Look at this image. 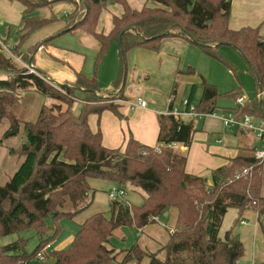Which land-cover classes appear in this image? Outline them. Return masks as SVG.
Segmentation results:
<instances>
[{
	"label": "trees",
	"instance_id": "trees-1",
	"mask_svg": "<svg viewBox=\"0 0 264 264\" xmlns=\"http://www.w3.org/2000/svg\"><path fill=\"white\" fill-rule=\"evenodd\" d=\"M5 1L22 7L19 42L11 51L21 61L32 62L39 47L57 35L78 30L97 43V61L115 44L120 69L110 89L104 91L98 88L95 77L88 78L81 71L75 73L73 81L53 86L45 76L27 73L18 67L0 46V72L5 75L0 78V125L5 134L21 130L23 136L21 143L8 149L10 154L22 158V162L10 179L0 185V237L31 229L38 238V245L30 254L25 252L26 241L22 239L0 246V264H43L36 257L47 245L44 259L53 260V264H110L118 254L108 247L116 229L130 225L141 231L154 224V218L170 210L175 212V222L167 231L165 244L151 252L136 241L125 251L122 264L131 261L136 264H238L243 245L232 228L221 232V226L229 208L236 209L238 214L253 210L264 215V196L260 194L264 188V163L258 164L255 160L254 147L230 159L228 166L213 170L211 184L206 187L204 177L185 172L186 157L174 147H166L167 144L189 146L195 133L193 123L174 119L171 106L167 115L159 117L156 147L130 138L122 149L107 148L102 144L100 130L90 128L88 117L104 111L119 116L117 105L107 99L114 102L122 96L119 89L126 78L127 52L132 49L156 52L164 37H181L194 40L207 56L222 63L227 61L217 49L222 44L231 46L244 59L255 81L254 96L242 105L235 103L240 89L219 94L216 87L202 81L199 101L193 105L195 112L211 115L225 111L237 119L250 115L257 121L264 120V99H258L264 92V34H261L264 22L256 27L231 29V0H145L137 9L130 7L127 0H71L74 10L59 20L50 8L60 0ZM108 2L119 6L120 14L111 17L110 29L103 33L97 31V25ZM42 9H47L49 15L35 14ZM62 20L65 26L56 35L19 52L30 34ZM2 44L5 45L4 41ZM186 72L194 73L192 68ZM175 88L174 84L171 95L175 94ZM29 90L52 100L49 106L40 108L35 122L21 121L13 113L21 94ZM76 91L83 97H77ZM184 101L187 111L192 103L188 99ZM225 101L232 104L224 106ZM74 102L81 105L77 114L71 109ZM250 167L251 176L234 179L238 172ZM88 179L108 181L122 190L130 184L142 190L146 198L139 207L110 200L109 216L101 213L90 216L79 226L67 248L51 251V243L60 231L58 222L64 218L72 220L91 204ZM66 204L70 210L62 211ZM260 226L264 232V223Z\"/></svg>",
	"mask_w": 264,
	"mask_h": 264
},
{
	"label": "rangeland",
	"instance_id": "rangeland-1",
	"mask_svg": "<svg viewBox=\"0 0 264 264\" xmlns=\"http://www.w3.org/2000/svg\"><path fill=\"white\" fill-rule=\"evenodd\" d=\"M72 2L70 1H60L55 3L52 6V11L54 16H58L57 19L65 17L67 15L68 9L66 6L70 5ZM63 5L65 9L63 10L60 8V6ZM51 9V8H50ZM115 12H119V7L116 4L109 3L105 7V10L102 14V25L106 28L107 22L109 23L110 18L115 15ZM20 13L21 8L20 4L16 2H6L4 0H0V39H2L7 46L9 50L16 49L19 38H18V31L20 29ZM37 15L41 16H48L49 11L47 9L37 10L35 12ZM63 22V24H61ZM64 21H58L53 22L52 24L46 26L47 28H50L49 31H47V35L44 37V39L51 38L52 36L56 35L57 32L64 27ZM43 29V28H42ZM36 32L30 34L25 40L24 44L21 45V48L19 49V52H24L27 47L30 45H34L37 41L34 39V36ZM1 40V41H2ZM41 40V39H40ZM79 37H77L75 34H62L55 36L54 39L49 41L48 47L58 49L61 54H59L58 59H62L60 57L61 55L65 57L66 60H69L70 62L73 61H79L80 59L83 61V69L82 73L85 74L88 78H93L99 76L100 83L103 81H109L107 89H110V81L111 77L113 78L118 74L120 69V59L118 55V48L115 44L111 45L109 49L106 51L105 55L103 56V60L97 61L98 52L96 50L86 49L82 44L79 42ZM2 41V42H3ZM68 50H64V49ZM197 54L195 53L191 57V62L189 63V66L192 67L194 71V76L191 78H196L197 82H199V78L197 77V74L202 75L203 79L207 84L213 85L216 87L219 94H225L227 92H230L234 89H239V85L242 87L240 88V91H243V94L245 93L247 96V99H250L254 96V78L249 73L246 63L244 59L239 55V53L234 49L231 48V46H220L217 49V52L219 55L224 58L228 63H222L221 61L211 58L207 56L201 49L197 50ZM128 53V52H127ZM125 55V69L127 72V69L132 66V62H136L134 56H129V53ZM53 56V55H52ZM48 57V56H47ZM130 57V58H128ZM190 57H188L189 59ZM14 60V59H13ZM81 61V62H82ZM128 62V65L126 67V63ZM18 63V62H17ZM27 64L24 61H21V64L18 63V67H22L24 70L26 68L22 65ZM60 64V63H59ZM28 65V64H27ZM61 65V64H60ZM70 68L74 69V67L69 66ZM99 67V68H98ZM188 69V68H187ZM186 69V70H187ZM137 68L135 65L131 67L130 74H129V81L126 83L124 87V94L125 96L130 95V93H133L134 95H143V93L146 91L147 94L150 95L156 94L161 99H164V102L167 101V97L169 92L164 93L162 92L163 87L158 88L157 82L154 80V78L146 79L143 75H138L136 72ZM231 70L232 74H229L228 72ZM96 74V76H95ZM192 74V75H193ZM130 75L136 76L133 80L131 79ZM4 73L0 72V78H4ZM96 79V78H95ZM53 80V79H50ZM132 80V81H131ZM98 81L96 80V83ZM163 86V85H162ZM231 88H234L231 90ZM197 89H200V87H197ZM103 91V89H100ZM77 97H83V94L79 91H76ZM157 98V101L160 99ZM103 100V99H102ZM118 100V99H114ZM113 99H107V102H112ZM196 101H199V98L197 96ZM131 102H136V100H132ZM52 103V100H50L47 97L42 96L41 94H38L37 92L33 90L26 91L21 94V100L20 103L13 108V113L15 117L21 121L26 122H35L39 113V110L42 106H49ZM167 103V102H166ZM81 108V105L77 102H74V104L71 106V109L74 113H78ZM103 115L100 116V121L97 123V116H94L91 114L88 117V123L92 128H96V126L99 124L101 133L104 134L103 143L105 141V138L109 135V132L112 131L114 124H112L111 119L118 120V116L113 114L110 111H104L102 113ZM198 118L193 119V127L196 132H200V127H198ZM231 129V128H226ZM11 131V130H10ZM9 131V132H10ZM127 131V130H126ZM9 132L5 134V130L1 128L0 125V139H3L0 149H3L5 151V155L0 158V185L7 182L14 171L17 169L18 165L20 164L21 160L17 161V157H13L9 155L8 149L10 147H14L17 144L21 143L23 136L22 131L20 130L18 133L9 135ZM213 133V132H212ZM220 138H228L227 132L223 130V125L221 124V131H218ZM212 134L209 133L208 136L213 138L211 136ZM197 136V135H196ZM195 136V137H196ZM193 139L196 146L194 149H196L198 146L200 147L202 144V140L199 138ZM122 141V140H121ZM121 141L118 145L114 141L110 148H116L120 147L122 145ZM128 141V139H127ZM107 142V141H106ZM213 144V142H211ZM208 144V142H207ZM206 144V145H207ZM125 145V144H124ZM123 145V146H124ZM123 146L121 148H123ZM179 145L174 147V149L179 152ZM201 148V147H200ZM188 148H186L183 155L185 157L188 156ZM193 153L191 154L190 158V165L188 169L185 171L188 174L192 176H198L205 178V186L208 187L211 184L210 174L209 172L200 171L199 174H196V172L201 168L200 163H195V158H193ZM17 163V164H16ZM195 163V164H194ZM193 171H195L193 173ZM88 186H89V193H88V201L91 202V204L82 212H80L78 215H76L72 220L69 219H61L58 222V226L60 228V231L56 237L55 242L51 243V251L59 250V249H65L69 246L70 241L74 238L75 234L78 231L79 226L85 222L90 216L94 214H105L106 216H109L108 214V206L110 203V199L108 197L109 192L113 188H119L117 185L100 180V179H88L87 180ZM197 183H195L196 185ZM124 190V196L122 197V201H125L129 203L133 207H139L142 205L143 200L146 198V194L130 185L127 184ZM262 196H264V188L261 189ZM114 200H121L120 198H115ZM70 210L69 204H66L62 211H68ZM237 219V221H235ZM241 220L245 221L244 225H240L239 222ZM157 221V222H156ZM170 218L168 216H162L159 217L158 220L154 219L155 224L151 225L150 228H148V233H144L141 237H138V234L140 233V230L134 226L126 225L119 227L113 232V235L109 239L108 247L112 248L117 252V256L114 261L110 264H122V258L125 254V251L128 250L135 242L141 246L144 245L145 242H147L146 248L151 251L155 252L159 249L161 244H165L167 240V224L169 223ZM260 225L264 223V219L259 220ZM257 226V213L253 210H244L241 214L237 213V210L234 208H229L223 218L222 226H221V232H225L232 228V231L234 234H237L242 245H243V255L239 259L238 262L240 264H251V257L250 254L252 252V247H256L260 253L264 252V232H262L261 226L258 227V230H256ZM157 230V233L161 236V239L155 237L152 230ZM143 230V229H142ZM256 230V231H255ZM18 239L25 240V252L30 254L38 245V238L35 235L34 231L31 229L23 230L17 234H10L8 236H2L0 237V246H5L7 244H10L12 242H15ZM154 241H156L154 243ZM154 250V251H152ZM47 250H43V252H46ZM162 257L163 255L160 254ZM43 264H53V260L51 259H44ZM126 264H136L135 261L128 262Z\"/></svg>",
	"mask_w": 264,
	"mask_h": 264
},
{
	"label": "crops",
	"instance_id": "crops-1",
	"mask_svg": "<svg viewBox=\"0 0 264 264\" xmlns=\"http://www.w3.org/2000/svg\"><path fill=\"white\" fill-rule=\"evenodd\" d=\"M60 1H66V0H60ZM60 1H57V2H60ZM67 1L72 2L71 4L73 5V6H70V5L66 6V8L68 9L67 11L68 12L67 15H68L74 10L75 4L71 0H67ZM127 2L130 7L137 9L143 6L145 0H127ZM109 3L110 2H108L107 4ZM54 4L51 5V11H52V6ZM107 4L105 5V7L107 6ZM105 7L103 8L100 14L98 25H97V31H101L103 33H106L109 31L110 20H111L110 18L109 23L107 22L106 26L107 25L108 26L106 28L102 25L101 18L105 10ZM20 8L22 11L21 6ZM60 8H62L63 10L65 9L63 5H61ZM115 13H116L115 15L120 14V7H119V12H115ZM55 17L57 18L58 16H55ZM262 22H264V0H231L230 18H229V27L231 29H239L243 27H256L260 25ZM61 24H63V22ZM46 26L42 27L43 29L40 28L35 31L36 34L33 35L34 39H36L35 41L45 40L44 37L47 35V31L50 30V28H47L46 30ZM65 34L67 35L75 34L77 37H79L80 44H82V46H84L86 49L91 48L92 50H96V51L98 49L97 43L94 41V39L90 35L84 32L75 30L71 33H65ZM261 34H264V30L261 31ZM47 39H50V38H47ZM1 40L2 39H0V41ZM222 46H227V45H222ZM199 49L200 48L197 44L193 43L192 41H188L184 38L164 37L160 42V47L158 51L156 52L145 50V49H132L128 52L129 56L135 57L136 62L133 61L132 66L135 65V67L137 68L136 70L137 76L143 75L144 77H146V79L153 77L154 80H156L157 82V87L158 88L163 87L162 92L166 94L167 92H169V94L167 97V101L165 102H164V99H161V97L158 98L156 94L150 95L149 93L147 94L146 91L143 93V95L137 96V95H134L133 93H130V95L125 96L124 87L126 83L129 81V78H130L129 74H130V70L132 66L128 68L124 83L119 89V91L121 90L122 96L120 99L114 101V103L117 105L119 119L118 120L111 119L112 120L111 122L112 124H114V127L112 131L109 132V135L105 138L104 143L102 141V144L105 147L107 148L115 147L122 140L121 141L122 145L120 147L110 148V149H117V148L122 149L121 147L124 144H126L127 139L129 140L130 138L135 139L142 145H145L148 147H156L157 146V136H158V131H159V117L167 115L170 111V106L172 107V113L175 114L174 116L177 115L176 117H174V119H179L184 123H190V122L193 123V119L198 118L199 120L197 122L198 127L201 128L200 132H196L197 134L193 135L189 146L184 147L182 145H179L178 147L179 148L178 153H181V154H183L186 148H188L189 154L186 157L185 171L188 169L190 165V158H191L192 153H193L192 155L193 158H195V163H200L201 168H204V169H199L196 172V174H199L200 171L209 172L210 174L213 170L217 168L228 166L230 163L229 162L230 159H233L238 154H245L247 150H250L251 148L255 147L258 144V142L255 140L252 133L247 132V131H236L234 129H226L224 127H223V130L228 133L227 134L228 138L227 139L220 138L218 136L219 135L218 131H221V121L219 117L226 116L227 114L225 111H215L212 116L205 115L202 117H199V116L192 117L188 115V110L186 111L183 101L185 99H188L190 103H192V105L195 106L197 103L196 101L197 96L198 98H200V95H201V85L200 84L202 81H205L202 75L196 73L197 77L199 78V82H197L196 78L194 77L191 78L192 76H194L193 73L186 72L187 68L188 69L192 68L189 66V63H192L190 61L191 57L195 53L197 54V52H199L197 50ZM64 50H68V49L66 48ZM59 54L61 53L58 49L56 50L54 48H49L48 44L42 45L34 52L33 61L32 62L30 61L27 64L28 65L31 64L34 69H37V71L39 70V72L43 74L47 80L53 79L52 81H55L59 84L69 83L73 81L76 72L78 71L82 72L83 61L80 59L79 61L70 62L69 60H66L65 57L62 55L60 56L62 57V59H58ZM188 57L190 58L188 59ZM127 65H128V62L126 63V67ZM69 66L74 67V69L70 68ZM247 69L249 71L248 66H247ZM228 73L232 74L231 71H229ZM130 76L132 80L136 77L134 75H130ZM95 78L98 81L97 82L98 88L103 89V91L106 90L107 89L106 87L108 86L109 81H105V82L102 81L100 83L98 73ZM112 80H113V76L111 77V81ZM174 84L176 85L175 94L171 95ZM110 87H111V84H110ZM197 87H200V89H197ZM241 87L242 85L241 86L239 85V89ZM232 89L234 88H231V90ZM240 93H241L240 95H243L247 99L248 96L245 93L243 94V91H240ZM137 98H140L143 101H145L146 107L145 108L135 107L133 109H130L129 103L132 100H136ZM157 98L160 100L157 101ZM258 99L259 101H261V99H264V92H261L258 95ZM231 104H232V101L231 102L225 101L224 106L225 105L230 106ZM102 115L103 114L94 115V116H97V123L98 121H100V116ZM252 120L254 123L259 122L254 118ZM91 122L92 121H90V128L93 131H96L98 129L100 130L99 124L96 126V128L93 129L91 126ZM209 133L212 134L211 136L213 138L208 136ZM101 134H102V140H103L104 134L103 133ZM194 137L202 140V144L200 146L201 148L198 146L196 149H194V147L196 146V144L193 141ZM114 141L115 142L118 141V142L114 144L115 146H111V144ZM211 142H213V144ZM5 154H6L5 151H3V149H0V158L4 156ZM9 155L13 157H17L10 153ZM17 158H18L17 161L21 160L22 162V158H19V157ZM194 172L195 171H193V173ZM196 177H200V175ZM120 199H121L120 201H122V198ZM163 216H168L170 218V221L167 224V228L169 230L170 228L174 226L175 212L173 210H170L169 212L164 213ZM260 219H264V215L257 214L256 230H258V227L260 226V223H259ZM239 224L244 225L245 221L241 220ZM150 227L151 225L144 227L143 230L140 231V233H142V235H144V233H148L147 230ZM157 230L159 229L158 228L156 230L151 229L150 231H153L155 237L160 240L161 236L157 233ZM155 242L156 241H154V243ZM145 245H147V242H145V244L141 246L146 248ZM250 257H251V264H264V252L260 253L256 247H252V252L250 254ZM238 264H240V262H238Z\"/></svg>",
	"mask_w": 264,
	"mask_h": 264
},
{
	"label": "built area",
	"instance_id": "built-area-1",
	"mask_svg": "<svg viewBox=\"0 0 264 264\" xmlns=\"http://www.w3.org/2000/svg\"><path fill=\"white\" fill-rule=\"evenodd\" d=\"M0 46H1V49L7 53V55H9L16 62L21 64L20 58L15 57L11 53L12 50H9L6 45L2 44L1 41H0ZM22 65L26 68L27 73L35 74L37 76L42 77L41 75H39L36 72V69H34L31 64L27 65V64L22 63ZM245 101H246V98L243 95H239L235 99V103L238 105H242ZM183 103L185 104L186 101H184ZM129 105H130V109H133L135 107L145 108L146 102L140 98H137L136 102H130ZM172 115L174 116L175 114L172 113ZM188 115L189 116H199V117L205 116V114L196 113L193 105L189 106ZM212 115L213 114H211L210 116H212ZM176 116H174V117H176ZM219 119H220L224 128L247 130L250 133H252L256 137V139L259 141L258 144L254 147V158L258 164L264 163V120H260L259 122L254 123L252 120L253 118L250 115H244V116L240 117L239 119H237L234 117V115L232 113H229L226 116H220ZM175 146H177V145H175V144H167L166 145V147H175ZM252 172H253L252 167L245 168V169L241 170L240 172H238L234 176V179L236 180V179H239V178L244 177V176H251ZM123 195H124V190H122L120 188H113L109 192L108 197L110 200H114L115 198L122 197ZM154 219L158 220V217H156ZM48 248H49V246L47 245L44 250H48ZM44 253L45 252L41 251L40 253L37 254L36 258L38 260H44Z\"/></svg>",
	"mask_w": 264,
	"mask_h": 264
},
{
	"label": "water",
	"instance_id": "water-1",
	"mask_svg": "<svg viewBox=\"0 0 264 264\" xmlns=\"http://www.w3.org/2000/svg\"><path fill=\"white\" fill-rule=\"evenodd\" d=\"M79 1V0H78ZM193 43H195L196 44V42L193 40L192 41ZM222 45H226V44H222ZM37 72V71H36ZM38 73V72H37ZM39 75H41V76H44L43 74H41L40 72L38 73ZM48 82L51 84V85H53V86H61L62 84H59V83H57V82H55V81H52V80H48ZM17 131L16 130H11L10 132H9V135H12V134H15Z\"/></svg>",
	"mask_w": 264,
	"mask_h": 264
}]
</instances>
